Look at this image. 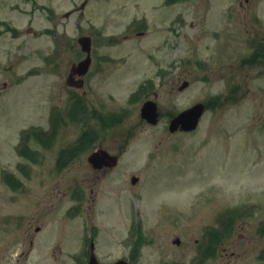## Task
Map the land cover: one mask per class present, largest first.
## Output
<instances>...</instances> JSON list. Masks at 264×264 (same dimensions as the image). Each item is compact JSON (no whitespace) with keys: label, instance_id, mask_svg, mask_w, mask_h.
Here are the masks:
<instances>
[{"label":"rangeland","instance_id":"374dc122","mask_svg":"<svg viewBox=\"0 0 264 264\" xmlns=\"http://www.w3.org/2000/svg\"><path fill=\"white\" fill-rule=\"evenodd\" d=\"M83 1L0 0L2 241L46 221L76 236L88 222L97 251L135 264H264V66L240 64L264 0H88L79 9ZM87 34L86 93L71 103L64 81ZM147 100L162 114L155 126L139 115ZM198 102L207 109L196 130L169 133L170 119ZM82 107L88 117L75 127L64 111L79 118ZM27 126L41 130L18 155ZM96 149L116 166L93 170ZM74 188L91 209L67 217ZM9 248L0 243L2 257Z\"/></svg>","mask_w":264,"mask_h":264},{"label":"flooded vegetation","instance_id":"af4514ba","mask_svg":"<svg viewBox=\"0 0 264 264\" xmlns=\"http://www.w3.org/2000/svg\"><path fill=\"white\" fill-rule=\"evenodd\" d=\"M247 4L248 0H244ZM243 2H239V7H244ZM254 26L250 32L249 44L245 45L249 52L246 58L249 59V66L256 68L257 66H264V31H257V27L264 25V11L260 8L255 9L253 13ZM257 72V68L255 70ZM262 78V77H261ZM255 79V77H254ZM80 189L75 190L78 193ZM81 199H77L80 201ZM82 203V202H81ZM80 208H86L87 211L91 209V205H82ZM33 234L25 236L23 245L11 247V251H7V257H2L3 252L0 251V264H24L23 256L27 255L29 250H34V256L37 259L51 258L54 264H90V257H96L99 264H112L120 259L128 261L127 256H119L112 258L110 253L97 251V243L94 235H70V236H38L41 232L39 227H32ZM31 229V227H30ZM27 248V251L25 249ZM14 250H18L15 254ZM39 257H38V256ZM18 256V257H17ZM23 260V261H22ZM129 262V261H128Z\"/></svg>","mask_w":264,"mask_h":264},{"label":"water","instance_id":"95a60500","mask_svg":"<svg viewBox=\"0 0 264 264\" xmlns=\"http://www.w3.org/2000/svg\"><path fill=\"white\" fill-rule=\"evenodd\" d=\"M80 44L83 46V51L89 52L87 41H80ZM88 63L89 61L86 60L82 62L81 65L79 64L82 67L79 74L82 75L87 71ZM74 69L75 68H73L71 72H73ZM203 111H204L203 105L197 104L192 108L180 113L176 118H174L171 121L170 131L174 132L178 127L182 131H191L195 129ZM141 115L142 117L146 118L150 123H155L157 121V116H158L156 113L155 104L152 102L144 103L141 109ZM106 158H108V156L103 151H97L91 154L89 161L99 166L101 164V161L104 162Z\"/></svg>","mask_w":264,"mask_h":264}]
</instances>
